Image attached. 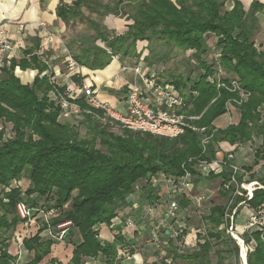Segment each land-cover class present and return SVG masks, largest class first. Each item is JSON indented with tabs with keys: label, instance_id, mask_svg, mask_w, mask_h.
I'll use <instances>...</instances> for the list:
<instances>
[{
	"label": "trees",
	"instance_id": "trees-1",
	"mask_svg": "<svg viewBox=\"0 0 264 264\" xmlns=\"http://www.w3.org/2000/svg\"><path fill=\"white\" fill-rule=\"evenodd\" d=\"M95 1L74 0L71 5L61 4L57 12L63 20H72L80 14L81 6L92 10V3L97 5ZM263 8L264 4L258 0H252L246 10L240 0H232L231 6H227L225 0H117L113 9L107 6L106 10L131 20L126 30L111 35L97 30L104 47L87 46L81 48L80 54L72 52L79 65L90 69L103 68L113 55L135 56L134 60L142 61L143 70L148 73L155 69V62H164L168 55L152 52L150 57L139 58L137 41H146L149 45L155 39L185 51L192 50L199 69L195 77L190 74L166 79L159 76V81L172 85L184 96L188 104L179 112L195 116L189 124L204 127V130L185 127L174 138L128 129L115 133L94 123L102 121L85 112L63 117L57 100L48 96L49 91H54L52 83L45 75H39L45 65L32 49L25 50L20 58L8 59V65L0 69V122L5 126L9 124L11 130L5 139L0 131V232L6 233L21 222L15 213V203L19 199L31 207H52L55 213L50 225L55 227L57 223L70 220L72 232L68 236L74 230L80 236L67 264H84L83 259L98 256L105 264H113L119 259L117 245L124 240L123 235L119 227H114L112 230L117 232L112 241H102L97 226H110L117 212L129 204L127 197L135 191L140 192V199L145 202L159 200L165 192L164 187L161 184L152 186L151 176L163 174L178 178L188 172L194 184L213 178L226 182L230 178L227 167L220 173L203 176L197 170V161L214 160L219 143L233 145L230 151L234 152L237 146L260 137L253 162L241 166L245 172L250 171L264 159V49L259 50L254 40L260 29L257 14L263 13ZM208 36L214 37L219 50L217 66L249 92L245 100L235 105L237 122L224 127L215 126L213 121L226 113V102L237 98L238 93L208 80L216 71L203 58L208 50ZM16 66L37 68L38 72L30 84L22 83L14 73ZM82 78L71 74V79L78 84ZM221 80L228 84L229 77ZM74 101L82 108L88 107L83 95ZM79 116L95 120L91 137L80 136L73 121ZM204 135L209 139L203 148L201 138ZM226 152L222 153L223 157ZM243 177V173L236 174L237 186L231 183L228 189L220 184V194L231 202L209 206L208 213L202 216L208 226L204 233H196L193 248L174 244L182 239L187 229L172 238L160 226V238H167L166 254L157 261L143 264H229L225 263L228 257L237 259L238 245L225 231L226 214L236 208L237 215L242 204L264 210V188L254 189L251 198H246L247 182L257 180L264 186V176ZM21 178L27 180L25 187H10L11 182ZM136 184L140 185L138 190ZM236 188L239 193L234 194ZM3 197L8 201L4 202ZM191 200L188 193L178 196L183 209L194 206ZM66 205L68 207L64 208ZM46 227L43 224L41 230ZM40 232L22 240L24 248L32 254L25 264H38L56 243L52 238H42ZM242 238L246 244L251 239L255 242L248 248L246 264H264V229L243 232ZM8 244L0 239V264H11L16 259L7 251Z\"/></svg>",
	"mask_w": 264,
	"mask_h": 264
},
{
	"label": "built area",
	"instance_id": "built-area-1",
	"mask_svg": "<svg viewBox=\"0 0 264 264\" xmlns=\"http://www.w3.org/2000/svg\"><path fill=\"white\" fill-rule=\"evenodd\" d=\"M10 20H7L9 22ZM41 28L44 30V36L47 39H52L54 33L46 29L44 23H40ZM18 29H23V24H18ZM8 55L9 57H17V50L14 43L11 41L7 33L3 28H0V56ZM114 57L119 58L118 55ZM65 63L67 70L72 74L79 75L80 65L74 59V57L69 53L65 57ZM143 63L141 61L135 64H129L126 61L122 62L120 65V70L124 73L131 72L132 78L130 81H126V94L124 99V109H118L116 106L111 105L107 102L98 99L94 84L91 82H86L82 80L79 84L73 80L69 79L68 82L64 84L63 87H54V97L57 100L58 105L61 108V114L63 116H69L71 114L76 115L81 112H85L93 115L96 119L106 122L111 126H117L122 129H128L131 131L140 132H150L155 135L165 136L169 138L177 137L184 131L185 127L196 129L191 124L190 120L196 118L195 116L185 115L179 110L187 105V101L183 95L176 92L172 85L162 84L159 81V77L156 76L154 71L144 72ZM215 74L213 77H208L209 81H213L217 86L223 85L230 91H236L238 93L237 98H232L228 100L225 104L226 113L229 115L231 112V107L240 104L245 100L249 92L240 87L237 79L229 78L228 84L222 82L221 73L222 68L218 66L215 69ZM80 91V95L84 96V99L88 105L87 108H82L77 102L74 101L78 97L77 91ZM180 108V109H179ZM204 127H200L199 131H203ZM0 131H2V137L5 139L11 134V130L3 125H0ZM209 137L204 135L201 138V144L203 148L207 143ZM197 170L203 176H207L210 173H220L224 167H227L229 172V180L226 182H221L223 186L228 189L231 183L237 186L236 174L246 172L234 161V152L228 150L226 154L221 157H216L214 160H198L196 163ZM150 184L152 186H157L161 184L164 187V191L167 195V200L165 205H161L160 200L147 201L139 209L138 215L134 216L132 214H126L123 210L117 212L116 216L111 220L110 229L114 227H119L120 231L132 228L133 232L137 234V239L142 242L143 245L147 247H153L159 245L160 233L159 227L163 226L164 218H169L176 220L179 218V212L181 210L178 201V196L183 194H190L193 190V180L190 173L186 172L183 176L174 178L166 177L161 174V176H151ZM140 188L139 184H136L135 189ZM256 188H264L257 180H250L246 185V198L250 199L252 192ZM239 193L236 188L234 194ZM200 196L193 200L194 206H200L201 198ZM240 204V203H239ZM158 206L162 207V213L158 219ZM236 208L226 214L225 217V231L230 235L240 248V256L242 250L245 253V260L243 264H246V254L249 247H253L255 242L251 241L246 244L242 238V234L234 230V220ZM15 213L23 222L27 228L32 222H36L37 219L41 220L42 225L45 224L46 229H50V220L55 213V209L50 207H45L38 205L36 207H31L28 203L19 199L15 203ZM154 219H157L154 221ZM150 222V224L148 223ZM71 221L66 220L56 224L59 230L58 238L62 239L65 237L67 230L71 228ZM247 231L250 230H262L264 229V210L261 208L253 209L252 212L246 217ZM186 229L183 223H179L170 232L166 230L172 236H176ZM248 231V232H250ZM50 232V230H49ZM26 233V232H25ZM24 237L18 241V245L22 242ZM124 240L117 245V255L118 257L123 255H130L135 249V243L129 242L125 236ZM242 258V257H241ZM18 256L11 264H18Z\"/></svg>",
	"mask_w": 264,
	"mask_h": 264
},
{
	"label": "rangeland",
	"instance_id": "rangeland-1",
	"mask_svg": "<svg viewBox=\"0 0 264 264\" xmlns=\"http://www.w3.org/2000/svg\"><path fill=\"white\" fill-rule=\"evenodd\" d=\"M97 5H93L92 3V10L88 9L85 5L81 6L80 8V14L75 16L71 22H68L65 24L64 30L62 33L55 32L54 30H51V28L46 27V29H50L53 33L55 38L57 40L56 43H59L60 45H63L64 49V59L67 54H71L72 52L76 54L81 53L82 47H104V43L102 42L101 38L98 37V32L102 31L105 35H111L114 33H122L126 30V25L131 22V20H126L124 15H118L115 16L114 14H109L106 10L107 6L109 8H114L115 3H117V0H96L95 1ZM111 18L112 23L109 22V19ZM110 20V21H111ZM114 22V23H113ZM258 34V33H256ZM255 44L258 47L259 50L264 49V40H261L260 38H257L255 35L254 37ZM207 53L204 55V59L207 61V63H211L213 68L216 69L217 66V59H218V52L219 50L215 47L214 37L208 36L207 37ZM136 52L139 53V58L148 56L150 57L152 52L158 53L159 55L167 54L168 57L165 59L162 63H154V68L152 71L156 74V76H161L162 78H170L173 75H181L182 77H186L187 75H191V77H195L199 73V69L197 67V62L195 58L192 56V50H182L178 47L171 46V45H165L161 40H152L149 45L146 41H137L136 43ZM119 56V55H118ZM114 57V55L112 56ZM129 59L134 60L135 56L133 57H120V62H128ZM162 66L163 71L161 73L158 72V69H156V66ZM223 72L221 73L222 77H229L228 73L225 72L224 69H222ZM124 73V72H123ZM120 74V73H118ZM79 75L84 78V75L82 72H79ZM118 78H120V75H116ZM232 77V76H231ZM117 78V77H116ZM124 82L121 84V86H103V88H108V92H117V94L121 97L125 96L127 88L126 87V81H130L132 78V73H124ZM84 80V79H82ZM88 82V81H86ZM112 85V84H111ZM125 86V87H124ZM117 91V89H119ZM184 91V90H183ZM184 93H186L184 91ZM180 109V108H179ZM231 112L228 115V121L237 122L238 120V110L235 107H231ZM263 121H264V109H263ZM226 120V115H221L217 117L213 124L217 127H222L223 125H220L221 121ZM74 123L77 124V128L79 131V134L81 137H91L93 134V122L95 121H89L84 118V116H79V118H73ZM100 125L101 127H105L109 131H113L115 133H121L122 128H119L117 126H109L104 124V122H94ZM0 125H4L2 122H0ZM193 126V125H192ZM9 128L8 126H5ZM199 131L200 127L193 126ZM10 129V128H9ZM261 142L260 137H253V139L249 142H246L244 144L239 145V148H237L234 151V161L240 165H250L254 160V151L259 146ZM99 146V145H98ZM224 150V148H223ZM222 151V144L219 143L218 150L216 152V157H219L221 155ZM253 174L255 178L264 176V159H260L256 165L253 166V168L250 171H246L244 174L243 179H247L249 175ZM24 178H21V180L13 181L11 182L10 187H25V182L23 183ZM220 184H221V178H213V179H206V180H198L195 182L193 186V190L190 192L191 201L195 200L196 198L203 196L201 198L200 206H188L186 209L181 208L179 213V218L176 220L167 219L164 218L163 226H161V229L163 230H169L172 232V230L176 227L177 224L183 223L187 229V233L182 237L181 240L174 241L175 245H181L182 243H193L195 242V236L196 233H204L205 228L208 226L205 220H203L202 216L206 215L208 213L209 206L212 203H218V204H229L231 200H228L226 197L222 196L220 194ZM8 189V188H7ZM9 190V189H8ZM22 192V191H21ZM24 195V194H23ZM167 195L164 192L163 196L160 197L161 205H165V202L167 200ZM228 200V201H227ZM3 201L7 202L8 199L6 197H3ZM145 203L142 199L139 201V203L136 206V209L134 212H132L134 216L138 215L139 208ZM240 211L235 216L234 220V230L240 234L243 232H246L247 226H246V217L249 214H244L246 208L250 209V212H252V208H250L247 204H242ZM68 205H66L64 208H67ZM123 210V209H121ZM158 212L159 214L162 213V207L158 206ZM249 212V213H250ZM38 224L41 226V220L38 219ZM38 226V225H37ZM19 227V225H18ZM100 229V228H98ZM132 229L131 227L127 230ZM159 228V230L161 231ZM17 227L14 229H9L6 233L0 232V239H3L6 243H9L11 239H15V242L18 244V241H20L24 235L25 237H28L32 235L33 232H24L21 234L17 233ZM50 232H46L48 237L54 239L56 242H64L66 247H69L70 245H74L79 240V234L77 231H75L71 236H68L67 238L63 237L62 239L58 238L59 230L57 227L50 226ZM112 230V229H111ZM250 231V230H248ZM172 238L174 236L171 235ZM191 238V242L190 239ZM167 238L163 237L160 238L159 245L153 246V247H147L142 244L139 239H136L133 241L136 245L135 249L133 251H139L142 253L144 259L147 261H151L153 259H160L166 254V242ZM131 242V243H133ZM186 249V248H185ZM187 249H191V247H187ZM238 257L237 259L234 258V256H230L227 259H225V263L229 264H243V255L240 256V248L238 246ZM132 251V252H133ZM131 252V253H132ZM126 258H128V255H123ZM28 258L31 257V255H27ZM242 257V258H241ZM48 256L44 258L43 261H41L39 264H49L45 261H47ZM58 259V258H55ZM60 259H62L60 257ZM63 260V259H62ZM65 260V259H64ZM63 260V261H64ZM243 260V261H242ZM84 264H105L104 261L101 259V257H98L97 259H90L87 258L84 260Z\"/></svg>",
	"mask_w": 264,
	"mask_h": 264
},
{
	"label": "crops",
	"instance_id": "crops-1",
	"mask_svg": "<svg viewBox=\"0 0 264 264\" xmlns=\"http://www.w3.org/2000/svg\"><path fill=\"white\" fill-rule=\"evenodd\" d=\"M240 1L245 10L248 9L250 3L252 2V0ZM258 1L264 4V0ZM73 2L74 0H0V28H3L5 30L11 41L14 43L17 50V57L15 58L22 57L25 50L32 49V52H34L40 59V61L45 65V69L41 71L39 75H45L49 79L50 83H52L53 87L64 86V84L68 82L69 79H71L72 73L68 71L66 67L64 59L65 48L63 47V45L56 43L57 40L55 38H45L44 30L41 28L40 23H44L46 27L49 26V28H51V30H54L55 32L62 33L65 24L71 22L72 20H63L58 15L57 10L61 4L71 5ZM225 3L227 6H231L232 0H225ZM257 16L260 22V29L257 32L258 34H256V36L257 38L264 40V8L263 13H258ZM7 20L10 21L7 22ZM110 20L111 18L109 19V22L112 23V20ZM20 23L23 24L22 30L18 29V24ZM10 58L11 57H9L8 55L0 56V69L2 66L8 65V59ZM131 62L128 61L127 63L132 65L135 64L136 60H131ZM120 65L121 62L119 58L111 57L108 64H106L101 69H90L86 66L80 65V72H82V74L84 75V78L82 79L94 84V89L98 99L114 105L118 109L123 110L125 96L121 97L117 94L116 91L108 92V88H103V86H113V84L120 87L124 82V73L120 70ZM157 69L159 73L163 71L162 66L158 65ZM37 72V68L31 67L20 69L18 66H16L14 69L15 75L19 77L21 82L29 84L32 82ZM116 75H120L121 77L118 78V76ZM119 90L120 88L117 89V91ZM76 94L79 96L80 91L78 90ZM48 96L54 97L55 95L53 91H49ZM223 115H226V120L221 121L220 125H223L222 127L232 122L228 121L227 113H224ZM221 144L222 151H220L221 155L219 157L222 156V153H225L227 150L233 148V145H230L227 142H222ZM237 148H239V146H237ZM235 153L237 152L235 151ZM22 181L23 183L25 182V184H27L26 179ZM140 200L141 199L139 191L131 193L127 197V201L129 202V204L125 207H122L123 211L126 214H131L136 209V206ZM249 212L250 209L246 208L243 213L249 214ZM157 218H160L159 212ZM156 220L157 219H154V221ZM37 221L38 219L36 220V222H34L35 230L31 231L33 232L32 235H34L38 231H41L40 236L42 238H50L46 233L47 231L49 232V230H41L42 224L40 226ZM97 228H100L99 239L102 241H112L114 233L117 232V230H111L104 224H99ZM75 231L76 230H74L73 233ZM121 234L125 236L129 242H133L137 239V234L134 233L132 229L121 231ZM79 240L77 241V243L79 242ZM189 240L191 242V238ZM180 246L182 248H187L188 246L193 248L195 246V242L184 244L182 243ZM73 247L74 245L66 247L63 241L54 243L51 246L49 254L46 255L48 256V259H46L47 261L45 262L49 264H67L72 256ZM7 251L11 255H14L16 257L18 256V264H25L32 257V254L24 248L22 242L17 246V243L13 238L11 239V241H9ZM29 254L31 255L30 258L27 257V255ZM60 257L65 260L63 261L62 259H60ZM44 258L41 261H43ZM118 258L119 259L113 264H143V262L147 261L139 251H133L128 258H126L125 256H120ZM101 259L103 260V258ZM84 260L85 259H83V261ZM151 261H157V259H153Z\"/></svg>",
	"mask_w": 264,
	"mask_h": 264
},
{
	"label": "bare ground",
	"instance_id": "bare-ground-1",
	"mask_svg": "<svg viewBox=\"0 0 264 264\" xmlns=\"http://www.w3.org/2000/svg\"><path fill=\"white\" fill-rule=\"evenodd\" d=\"M18 225H19V227L17 226V230H16L18 234H21V233H24V232H31V231H34L35 230L34 229V222H32L30 224V226L28 225L27 228H25L26 225L24 223H20ZM241 254L243 255V260H245L244 250H242Z\"/></svg>",
	"mask_w": 264,
	"mask_h": 264
},
{
	"label": "water",
	"instance_id": "water-1",
	"mask_svg": "<svg viewBox=\"0 0 264 264\" xmlns=\"http://www.w3.org/2000/svg\"><path fill=\"white\" fill-rule=\"evenodd\" d=\"M71 232H72V228H69V229L67 230V233L65 234V238H67L68 235H69Z\"/></svg>",
	"mask_w": 264,
	"mask_h": 264
}]
</instances>
